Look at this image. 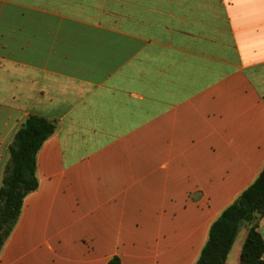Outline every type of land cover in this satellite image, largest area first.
<instances>
[{
  "label": "crops",
  "instance_id": "1",
  "mask_svg": "<svg viewBox=\"0 0 264 264\" xmlns=\"http://www.w3.org/2000/svg\"><path fill=\"white\" fill-rule=\"evenodd\" d=\"M31 115L56 130L0 264H197L264 168V0H0V190Z\"/></svg>",
  "mask_w": 264,
  "mask_h": 264
},
{
  "label": "trees",
  "instance_id": "2",
  "mask_svg": "<svg viewBox=\"0 0 264 264\" xmlns=\"http://www.w3.org/2000/svg\"><path fill=\"white\" fill-rule=\"evenodd\" d=\"M55 130L53 122L31 115L13 137L0 190V252L19 221L25 198L38 189L37 155ZM263 217L264 168L256 181L213 223L197 264H225L244 225L251 228L241 264H264V241L258 232ZM108 264L122 263L119 257H114Z\"/></svg>",
  "mask_w": 264,
  "mask_h": 264
},
{
  "label": "rangeland",
  "instance_id": "3",
  "mask_svg": "<svg viewBox=\"0 0 264 264\" xmlns=\"http://www.w3.org/2000/svg\"><path fill=\"white\" fill-rule=\"evenodd\" d=\"M245 226H246V225H244V226L242 227L241 231H240V235H239V238H238V239H239V243L241 242L242 237H244V236H243V231H244L243 229H244ZM225 264H226V263H225Z\"/></svg>",
  "mask_w": 264,
  "mask_h": 264
},
{
  "label": "water",
  "instance_id": "4",
  "mask_svg": "<svg viewBox=\"0 0 264 264\" xmlns=\"http://www.w3.org/2000/svg\"><path fill=\"white\" fill-rule=\"evenodd\" d=\"M26 128V127H25Z\"/></svg>",
  "mask_w": 264,
  "mask_h": 264
}]
</instances>
